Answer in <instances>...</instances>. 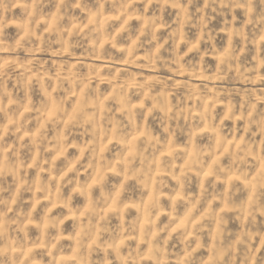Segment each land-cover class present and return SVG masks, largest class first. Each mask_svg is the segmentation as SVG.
I'll return each mask as SVG.
<instances>
[{"label": "clouds", "instance_id": "9594fccd", "mask_svg": "<svg viewBox=\"0 0 264 264\" xmlns=\"http://www.w3.org/2000/svg\"><path fill=\"white\" fill-rule=\"evenodd\" d=\"M0 264H264V0H0Z\"/></svg>", "mask_w": 264, "mask_h": 264}]
</instances>
